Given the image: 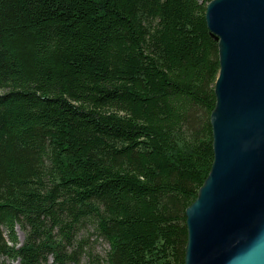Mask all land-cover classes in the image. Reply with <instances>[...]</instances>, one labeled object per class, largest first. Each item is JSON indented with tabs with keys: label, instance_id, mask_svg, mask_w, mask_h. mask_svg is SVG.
I'll return each instance as SVG.
<instances>
[{
	"label": "trees",
	"instance_id": "1",
	"mask_svg": "<svg viewBox=\"0 0 264 264\" xmlns=\"http://www.w3.org/2000/svg\"><path fill=\"white\" fill-rule=\"evenodd\" d=\"M209 1L0 0V264H183L213 157Z\"/></svg>",
	"mask_w": 264,
	"mask_h": 264
},
{
	"label": "water",
	"instance_id": "2",
	"mask_svg": "<svg viewBox=\"0 0 264 264\" xmlns=\"http://www.w3.org/2000/svg\"><path fill=\"white\" fill-rule=\"evenodd\" d=\"M205 23L219 69L209 115L212 161L185 209L183 264H264V0H211Z\"/></svg>",
	"mask_w": 264,
	"mask_h": 264
},
{
	"label": "rangeland",
	"instance_id": "3",
	"mask_svg": "<svg viewBox=\"0 0 264 264\" xmlns=\"http://www.w3.org/2000/svg\"><path fill=\"white\" fill-rule=\"evenodd\" d=\"M16 237L19 242L22 241L23 235L21 231L16 228ZM80 237L84 238L85 244H87V250L91 251L94 254H97L101 257H104L106 251L108 250V244L101 238H98L94 226L90 223L85 224L83 230L80 231ZM86 258H81V264H85ZM5 264H17V262L11 260H5Z\"/></svg>",
	"mask_w": 264,
	"mask_h": 264
},
{
	"label": "clouds",
	"instance_id": "4",
	"mask_svg": "<svg viewBox=\"0 0 264 264\" xmlns=\"http://www.w3.org/2000/svg\"><path fill=\"white\" fill-rule=\"evenodd\" d=\"M261 252L260 247H256L252 250H250L245 257L241 258L238 261V264H250V261H252L257 255H259Z\"/></svg>",
	"mask_w": 264,
	"mask_h": 264
}]
</instances>
